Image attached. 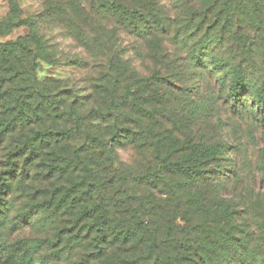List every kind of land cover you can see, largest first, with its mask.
I'll use <instances>...</instances> for the list:
<instances>
[{
  "label": "rangeland",
  "instance_id": "374dc122",
  "mask_svg": "<svg viewBox=\"0 0 264 264\" xmlns=\"http://www.w3.org/2000/svg\"><path fill=\"white\" fill-rule=\"evenodd\" d=\"M226 1L230 13L224 16L232 17L231 32L237 30L236 38L257 44L256 67L253 66L254 58L252 61L249 57L247 61L252 65L251 72L262 78L264 0ZM112 20L109 14L98 9L94 0H0V42L13 40L21 46L8 60H3L6 54L2 55L0 49V70L5 63H15L19 70L9 71L7 79H19L21 89L18 93L34 106L32 111L39 108L37 114L19 121L16 131L13 132L10 126L0 139V187L12 185L14 190L13 194L3 195L9 206H15L10 216L16 220L18 210L28 204L36 208L31 212L30 223L20 222L14 230L9 227L2 231L0 259L5 261L1 264H14L19 258V253L8 257L10 252H16V240L46 235H50L57 245L38 250L36 256H48L49 264H80L79 254L84 245L92 246L93 237L80 242L82 234L85 238L87 235L86 231L81 232L85 219L84 215L78 219L75 207L82 206L78 202L81 199L77 200L78 195L73 198L75 192H83L82 189L88 186L89 175L81 171L85 161L98 168V176L105 180L103 189L110 202V197L120 189L128 195L151 198V192L160 195L158 190L189 181L179 172L165 169H162L163 183L157 181L154 170L161 168L158 158L170 157L171 151L174 152V139L183 149L186 144L197 143L202 138L206 142L224 140L227 143L229 153L224 162L225 171L229 173L236 169L246 188L245 193H240L241 188L236 187L237 180L233 179L234 193L228 195L236 196L241 206L252 205L253 200L260 201L257 216L261 226L257 227L255 223L253 229L256 241L264 247V124L252 107V97L244 95V105L234 107L227 98L229 83L226 80L222 83L212 73L194 70L189 45H183L189 40H179V45L172 40L160 43L162 37L156 35L159 45H153L151 49L137 35L117 27ZM176 21V17L171 18L173 29ZM223 21L221 19L220 24ZM235 49L236 45L228 43L215 53L239 60L240 54L234 56ZM153 72L162 75L161 79H154ZM145 77L151 78L150 84L164 83L174 92L163 88L159 91V99L149 95L142 109L134 108L130 102L122 106V110L114 109L105 116L95 109L113 96L121 99L125 94L129 95L127 88L137 80L146 81ZM223 77L230 78L229 74ZM33 82L40 87L35 89ZM0 85L5 87L4 90H10L8 82L0 81ZM7 106L5 101H0V120L5 117ZM42 106H47L48 110L42 111ZM70 106L77 109V116L69 115L67 109ZM65 128H74V135L64 134ZM47 130L62 134L55 142L39 140L38 132ZM166 133L168 138L160 143L157 135L165 136ZM180 155L181 151L176 150L172 159ZM107 156L110 159L103 161ZM91 173L96 174L93 170ZM24 176L27 179L21 183L19 180ZM123 177L128 178L124 183ZM24 188L31 190L32 195L29 196ZM42 188L47 192V205L42 204ZM128 195H123L119 201L112 198L113 203H110L114 223L119 229L122 228L120 224L132 223L139 211L146 225L153 224L151 226L166 249L172 248L183 237L187 241L186 230L190 227L184 215L177 223L166 220V209L171 212L176 208L178 214L186 210L180 202L173 201L167 207V199L161 200L165 215L154 221L151 219L159 215L154 212L149 220L148 206L152 208V205L137 209L138 201ZM81 202L84 204V200ZM201 219L196 212L192 222ZM56 224L62 228L57 234ZM171 227L170 235L174 237L168 241L166 234ZM148 237L147 233H140L136 241L144 243ZM143 243L127 245L124 256L139 255L138 246ZM20 245L26 247L29 243Z\"/></svg>",
  "mask_w": 264,
  "mask_h": 264
},
{
  "label": "trees",
  "instance_id": "16d2710c",
  "mask_svg": "<svg viewBox=\"0 0 264 264\" xmlns=\"http://www.w3.org/2000/svg\"><path fill=\"white\" fill-rule=\"evenodd\" d=\"M94 2L101 12L109 14L117 27L137 35L146 47L149 46L151 49L159 45V37L156 35L162 37L160 43L172 40L176 45H179V40L182 42L189 40L183 45L186 47L189 45L191 59L194 61V70L212 73L222 83L226 80L229 83L227 98L234 107L243 106V97L249 94L252 97V107L264 124V66L263 71H260L263 73L262 78L257 77L255 72H251L252 65L247 59L250 57L253 61L254 58L253 66L256 67L255 55L258 51L255 46L257 44L245 38H236L239 35L237 30L231 32L232 17L230 15L224 16L230 13L226 0H134L132 2L129 0H94ZM166 2L172 3L164 6L163 3ZM172 17H176L178 20L175 23L177 28L174 29L171 25ZM221 19H224L222 24H220ZM0 33H2L1 23ZM233 36L235 37L233 38ZM192 38L195 40H191ZM228 43L236 45L234 56L240 54L239 60H231L215 53L217 49H222ZM20 48L21 46L13 40L0 42L2 55L6 54L3 60H8ZM154 56L156 57V54ZM15 69L19 70L15 63H5L0 70V81L10 84V90H4L5 87L0 85V101L3 100L8 104L7 110L4 112L5 117L0 120V139L4 134H7L11 127L13 132L16 131L19 121L39 112L38 107L32 111L34 106L18 93L21 89L20 80L7 79L8 72L15 71ZM227 74L230 76L229 80L223 77ZM153 76L154 79H161L162 75L153 72ZM145 79L146 81L137 80L133 86L128 87L126 91L130 93L129 95L125 94L121 99H116L114 96L109 97V101H104L103 105L95 109H99L98 112L102 116L108 115L114 109L122 110V106L129 102L134 108L142 109L145 105V98L149 95L159 99V91L163 88L174 92L173 88H169L164 83L150 84L149 79L151 82V78L145 77ZM153 85L154 88H152ZM32 86L35 89L40 87L38 85L36 87L34 82ZM45 94L47 95L46 92ZM45 109L47 106H42V111ZM67 110L69 115H78L74 106H70ZM5 122L6 125H4ZM60 133H53L48 130L40 131L38 132V139L47 143L51 140L55 142ZM63 133L72 137L74 128H65ZM168 136V133L165 136L157 135L158 141L161 143ZM114 141H119V138H114ZM177 143V140L174 139L172 142L174 152L171 151L170 157L158 158V164L161 168H155L156 178L157 181L163 183L162 169H165L166 171L179 172L180 176L189 181L181 182L176 187L172 185L168 189L158 190L160 195L150 191L151 198L138 194L128 195L127 192L120 189L114 192L113 197H110V202L108 194L103 189L106 186L105 180L98 176V168L90 166L85 161L81 171L89 175L88 186L82 189L83 192H75L73 198L78 195L77 200H84V204L81 200L78 201L79 205H82L81 207L75 206L78 211V219L81 215H84L83 219H85L81 232L86 231L87 235L85 234V238L82 234V237L79 238L80 242L83 243L90 236L93 237L90 241L92 246L84 245V250H81L82 254H79L81 255L80 264H264V247L256 241V232L253 229L255 223H257V227L261 226L257 216L260 201L253 200L251 201L252 205L244 204L241 206L236 196L235 198L228 195L234 193L233 179L237 180L236 187L239 185L240 193H245L246 188L241 179L238 178L240 173L236 169L229 173L225 171L226 164L224 162L229 153L227 143L224 140L206 142L202 138L197 143L193 141L188 145L186 144L184 149L177 146ZM176 150L181 151V155L179 158L172 159ZM108 159L110 158L107 156L103 161ZM92 170L96 172L95 175L91 173ZM119 178L117 179L119 180ZM26 179L24 176L19 181L23 183ZM123 179L124 183L128 178L123 177ZM86 188H88L87 193H85ZM23 190L29 196L32 195L31 190H26V188ZM42 190L44 196L42 204L47 205V192L43 188L40 189V191ZM13 192L12 185L0 187V235L9 227L12 229L19 227L18 223L20 222L30 223L31 212L36 209L27 203V206L18 210L16 220L14 217L12 218L10 211L15 209V206H9L3 195L13 194ZM123 195L136 199L140 205L136 207L137 209L152 205V208L148 206L149 220L154 212L159 215V217L151 219L154 221L165 215V210L162 209L164 204L161 200L167 199V207L173 201L180 202V205L186 210L182 214H178L176 208L172 209L171 212L166 209V220L168 223L172 221L177 223V220L184 215V219L190 227L186 230L187 241L183 237L170 248L171 250L166 249L162 239H159L158 233L153 229V224H151L152 226L146 225V221L143 220L139 211L135 213L136 216H134L132 223L126 225L119 223L122 226L119 229V225L114 223L113 209L110 207V203H113V199L119 201ZM29 200L31 201L30 197ZM62 200L61 197L60 203ZM75 201L73 200V202ZM196 212L201 215L202 219L199 222H192ZM9 221H12L11 225H8ZM54 228L55 234L62 231L58 224ZM173 228L171 227L166 234L168 241L174 237V235H170ZM140 233L149 235L147 242L136 241ZM0 239L2 238L0 237ZM24 242L29 243V246L20 245ZM135 242L144 244L138 246V250L141 251L140 254L136 256L132 254L130 258H126L123 250L126 249L127 245ZM15 243L18 244L14 245L16 250H13L16 252L12 251L8 255V257L18 256L19 253V258L13 259L14 264H49L48 256L41 258L36 256V253L40 249L50 248L49 245H57L52 241L50 235L29 240L19 239ZM115 255L117 259H115ZM4 261L0 259V264Z\"/></svg>",
  "mask_w": 264,
  "mask_h": 264
}]
</instances>
